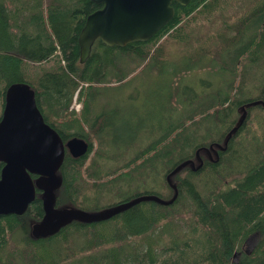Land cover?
Returning a JSON list of instances; mask_svg holds the SVG:
<instances>
[{
  "label": "trees",
  "instance_id": "obj_1",
  "mask_svg": "<svg viewBox=\"0 0 264 264\" xmlns=\"http://www.w3.org/2000/svg\"><path fill=\"white\" fill-rule=\"evenodd\" d=\"M172 5L175 9L173 18L152 38L118 46L106 45L98 37L90 55L80 62V29L86 15L100 4L93 0H0V114L6 88L14 82H27L35 91L36 103L44 120L57 130L64 141L76 135L85 138L89 145L88 151L78 157L65 149L57 170L62 182L55 190L56 205L66 206L78 195L97 191L98 185L103 183L88 180L98 172L99 167L96 161L88 162L93 147L90 137L93 132L96 134L97 127L101 130L110 124L105 111H93L100 84L112 81L122 83L125 77L140 71L143 64L148 65L152 60L162 67L167 36L182 22L203 17L211 23L213 19L210 16L218 8L222 29L208 37L212 41L214 38L218 40L215 46L220 50H227L224 55L218 53L220 59L228 57L227 61L235 62L241 54L250 55L252 61L259 59V49L264 46V0H191L185 5L173 0ZM230 5L242 13L237 18L240 19L239 30L231 37L227 35L230 23L226 19L230 11H223ZM241 29L246 31L245 35ZM259 38H262L260 42ZM55 53L60 57L57 66L34 77L29 76L24 66L27 62L41 63L51 59ZM208 54L210 58L214 57L213 53ZM29 78L34 80V84ZM74 96L81 103L79 111L71 107ZM254 102L264 106V91L261 96L241 102L234 109L244 108L245 119L249 104ZM205 109L196 112L206 117ZM186 120V117L180 119L158 139L146 143L126 163L127 166L136 163L138 171L154 167L165 177L170 174V182L177 187V195L169 204L152 199L142 200L151 214L146 225L136 229L135 238L131 237L128 241L131 230L125 228L121 236L118 232L105 238L104 234L86 235L84 226L96 221L77 219L54 233L34 236L30 221L43 214L42 199L37 193L24 213L0 215V264H71L69 258L73 250L88 245L94 247L93 253L115 255L100 258L103 264H264V144L258 146L252 142L248 150L234 155L233 159L230 157L228 164L223 151L229 149L241 124L237 127L231 125L220 135V140L195 143L193 137L196 132L188 131L190 124ZM144 152L150 154L142 159ZM190 158L195 165L202 158V164L194 167L188 163L171 172ZM168 162L167 167L160 166V163ZM228 168L230 174L226 173ZM131 173L130 169L116 175L115 171H111L109 179L130 176ZM199 176L205 182V191L198 188L194 179ZM93 185L95 188H92ZM167 186L170 192L166 196L158 194L164 199H170L174 194L169 182ZM137 204L139 202L131 206ZM177 218L184 219L190 233L179 231L175 222ZM73 222L77 223L72 225ZM167 228L170 234L166 232ZM18 231L20 233L16 236ZM143 231H149V237L141 238L139 234ZM251 236H256V239L247 249L245 243ZM104 239L115 245L113 251L100 249ZM160 241L163 242L162 251L167 249L165 254L154 251ZM46 244L53 249L50 255L40 251L41 246ZM143 244L147 250L142 252L139 249ZM119 254H122L120 259ZM78 260L83 263V258Z\"/></svg>",
  "mask_w": 264,
  "mask_h": 264
},
{
  "label": "rangeland",
  "instance_id": "obj_2",
  "mask_svg": "<svg viewBox=\"0 0 264 264\" xmlns=\"http://www.w3.org/2000/svg\"><path fill=\"white\" fill-rule=\"evenodd\" d=\"M223 11L226 13L230 11L229 16L226 15V19L230 23L227 35L231 37L237 29L239 30L238 21L240 19L237 18L242 13H239L231 5ZM210 17L213 19L211 23H207L203 17L190 22L184 21L167 36L164 44L166 45L165 61L162 67L152 60L148 65L147 63L143 64L140 71L125 77L122 83L112 81L100 84L99 94L93 104V111L94 113L105 111L107 113L105 117L109 119L110 124L101 130L97 127L96 134L92 131L90 138L93 141V147L89 152L88 162L96 161L99 165V173H93L88 180L93 182L100 180L103 183L98 185L97 191L78 195L75 201L67 202L66 206L97 212L141 194L153 192L160 196H166L170 192V188L167 186L168 181L163 173H158L154 167L148 168L146 171H138L136 163L132 162L130 166H127L126 163L146 143L158 139L184 117L188 119V121L186 120L187 124H190L188 131L196 132V136L193 137L195 143L220 140V135L231 125L237 127L241 124L239 133L231 140V146L223 151V155L226 159L228 158V164L230 157L233 159L234 155L248 150L252 142L259 144L258 146L264 144V106L255 102L250 103L245 119L246 110L244 108L238 112L236 108L234 109L241 102L261 96L264 91V46L259 49V59L256 61L250 60V55L247 54H241L235 62L227 61L228 57L220 59L218 53L222 52L224 55V51L227 50H220L218 46H215L218 40L214 38L212 41L208 37L217 34L222 29L220 27L222 22H219L221 19L219 9H214ZM241 31L245 35L246 31L242 29ZM261 39L259 38L258 42ZM234 47L235 45L232 46V48ZM208 53H213L214 57L210 58ZM59 58V54L55 53L47 61L41 63L31 61L24 66L29 76L34 77L44 70L57 66ZM154 65L155 67H153ZM235 73L236 75H234ZM29 80L34 84L33 79L29 78ZM207 98L209 99L206 100ZM73 100L74 98L72 102ZM222 101L227 102L222 104ZM76 102L80 103L77 99ZM206 106L208 109H205ZM80 108L81 103L78 110L74 109L79 111ZM199 109L206 110V117H203V113L196 112ZM191 117H194L192 121ZM182 130L184 133L186 132L184 128ZM174 133L176 134L177 131ZM149 154L150 152H144L141 154V158L144 159ZM93 165L96 166L95 163ZM168 165L169 162L162 163V165L160 163L161 167ZM127 169L132 170L133 174L124 176L128 175L125 173L119 177L115 176L114 180L109 179L112 176L111 171H115L116 175ZM226 173L230 174L229 168ZM194 179L198 188L205 191V182L202 177ZM92 188H95L94 185ZM144 204L145 202L141 201L110 218L87 223L84 226L86 235L100 236L104 234L103 238H105L118 232V235L121 236L122 230L125 228L131 230L127 236L128 241L131 237L135 238L136 231H138L136 229L146 225L151 214ZM176 220V227L179 231L190 233L183 218ZM164 222L162 221V223ZM76 223L73 222L72 225ZM30 225H32V221H30ZM64 231L66 233V230ZM166 232L170 234L169 228L166 229ZM19 233L20 231L16 236ZM149 233V231H143L139 235L141 238H147ZM255 239L256 236H251L246 241L245 247L251 248ZM162 245L163 242L157 244L154 249L155 253H166L167 249L162 251ZM114 246L110 241L107 242L104 239L100 249L113 251L112 247ZM52 250L47 244L40 248L41 252L45 251L48 255ZM139 250L146 251V245H141ZM93 252H95L93 246L78 247L73 250L69 261L71 264H81L78 258H83L82 264H103L100 258L115 256L114 254ZM118 256L120 259L122 254Z\"/></svg>",
  "mask_w": 264,
  "mask_h": 264
},
{
  "label": "water",
  "instance_id": "obj_3",
  "mask_svg": "<svg viewBox=\"0 0 264 264\" xmlns=\"http://www.w3.org/2000/svg\"><path fill=\"white\" fill-rule=\"evenodd\" d=\"M99 7L89 12L78 35L79 61L90 55L96 38L106 45L122 46L132 41H145L161 30L175 14L173 0H93ZM182 5L191 0H175ZM82 156L89 145L85 138L72 136L63 141L60 134L44 118L36 103L35 91L27 82H14L5 90V101L0 114V214L23 213L35 198V188L42 190L43 215L33 223L31 233L45 236L77 219L98 221L145 199L163 204L171 203L177 195L174 188L170 199L156 193L138 195L101 211L89 212L78 207H55V192L61 184L57 174L65 153ZM198 154V152H197ZM191 163L186 159L171 172ZM38 174L32 179L31 174Z\"/></svg>",
  "mask_w": 264,
  "mask_h": 264
},
{
  "label": "flooded vegetation",
  "instance_id": "obj_4",
  "mask_svg": "<svg viewBox=\"0 0 264 264\" xmlns=\"http://www.w3.org/2000/svg\"><path fill=\"white\" fill-rule=\"evenodd\" d=\"M2 109H3V108H2ZM1 112H2V111H1ZM40 112H41V111H40ZM71 137H72V136H71ZM61 138H62V137H61ZM67 139H68V138H67ZM67 139H66V140H67ZM62 140L64 141L63 138H62ZM66 140H65V141H66ZM65 149H67V147H65ZM67 150H68V149H67ZM64 155H65V153H64ZM200 161H203L202 158H199V161H198V162H200ZM0 162H2V161H0ZM2 165H3V162H2ZM2 165H1V167H2ZM1 167H0V170H1ZM58 169H59V168H58ZM57 174H58V173H57ZM58 175H59V174H58ZM31 176H32V179L34 180V179H36V178L38 177V174L32 173ZM59 176H60V175H59ZM61 182H62V179H61ZM60 185H61V184H60ZM55 190H56V189H55ZM55 190H54V192H55ZM37 193H39L40 196H41L42 190H40L39 188H35V197H36V194H37ZM34 199H35V198H34ZM34 199L29 203V205L34 201ZM29 205H28V206H29ZM28 206H27V208H28ZM54 206H55V207H65V206H62V205H56L55 203H54ZM27 208H26V209H27ZM42 210H43V207H42ZM25 211H26V210H25ZM25 211H24V212H25ZM24 212H23V213H24ZM8 214H17V213H8ZM0 215H6V214H0ZM42 215H43V214H42ZM42 215L39 216L37 220L33 221L32 224L35 223V222H37L38 220H40L41 217H42ZM31 226H32V225H31Z\"/></svg>",
  "mask_w": 264,
  "mask_h": 264
},
{
  "label": "built area",
  "instance_id": "obj_5",
  "mask_svg": "<svg viewBox=\"0 0 264 264\" xmlns=\"http://www.w3.org/2000/svg\"><path fill=\"white\" fill-rule=\"evenodd\" d=\"M71 106L74 107V108L77 109V110H78L79 107H80V103L76 102V98H75V97H74V100H73Z\"/></svg>",
  "mask_w": 264,
  "mask_h": 264
},
{
  "label": "crops",
  "instance_id": "obj_6",
  "mask_svg": "<svg viewBox=\"0 0 264 264\" xmlns=\"http://www.w3.org/2000/svg\"><path fill=\"white\" fill-rule=\"evenodd\" d=\"M170 32H171V30H170ZM242 108H236V111L238 112L239 110H241Z\"/></svg>",
  "mask_w": 264,
  "mask_h": 264
}]
</instances>
